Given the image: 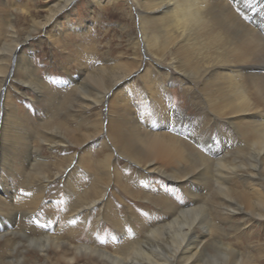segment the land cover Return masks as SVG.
<instances>
[{
	"label": "bare ground",
	"instance_id": "obj_1",
	"mask_svg": "<svg viewBox=\"0 0 264 264\" xmlns=\"http://www.w3.org/2000/svg\"><path fill=\"white\" fill-rule=\"evenodd\" d=\"M75 1L64 0L55 11L52 7L48 22ZM124 1L139 10L138 33L129 39L132 63L116 62L109 51L93 66L83 62L90 56L72 58L78 67L72 80L80 83L64 97L66 105L57 111L60 115L40 124L55 134L38 132L33 143L28 129L19 128L24 123L14 121L10 129L5 128V116L11 117L16 110L11 91L6 90L4 99H10L0 105V117L4 116L0 124V264H77L81 260L87 264H264V233L259 229L264 227V0ZM4 5L9 7L8 0ZM18 5L13 1L6 10L0 35L13 32V18L16 21L32 7L28 2ZM23 47L16 45L12 58ZM143 61L148 67L137 77L148 96L141 101L135 100L134 84H129V95L127 88L118 89ZM10 63L0 53L1 93L8 81L17 94L26 95L22 88H32L37 97H54L48 92L50 83L36 77L27 57L24 79L14 81L18 84L12 81L15 73H10ZM134 63L138 67L133 68ZM173 77L188 89L189 103L197 110L194 115L168 102L171 90L167 86ZM104 100L111 112L106 129H101L98 119L89 125V133L84 132L89 122L86 113ZM184 100L180 99L182 106ZM69 120H76L78 127L69 126ZM67 131L70 139L65 137ZM101 131L128 159L124 168L132 169L131 175L124 179L114 153L103 142L102 158L88 161V167L95 169L94 182L80 191V182H72L73 199L62 216L65 232L55 234L56 226L49 217L38 218L39 203L27 193L35 185L23 190L28 194L23 199L22 191L9 182L2 169L10 167L11 158L1 151L23 140V164L36 168H30L29 182L44 184L60 176L65 166L61 169L58 162L40 160L41 143L53 150L71 142L79 146ZM7 133L10 138L1 139ZM61 136L64 139H56ZM238 154L243 156L241 161ZM111 185L115 190L107 195ZM171 187H178L185 199L169 195ZM22 209L25 212L20 213ZM93 209L95 226L85 240L78 222L70 221L82 218L80 213L88 217ZM24 215L40 226L24 223ZM107 221L111 229L103 227ZM28 254L38 258L31 260Z\"/></svg>",
	"mask_w": 264,
	"mask_h": 264
},
{
	"label": "rangeland",
	"instance_id": "obj_2",
	"mask_svg": "<svg viewBox=\"0 0 264 264\" xmlns=\"http://www.w3.org/2000/svg\"><path fill=\"white\" fill-rule=\"evenodd\" d=\"M6 1L7 0H0V22L7 16L6 10L11 7L13 1L18 2L19 5H24V3L28 2V4L32 6L27 13H20L16 21L13 18L16 28L13 32H6L9 34L8 36L0 35V53L11 59V63L9 64V66H11L10 73H15V77H13L12 81H18V78L24 79L22 73H26V70L23 68L26 64L23 66V63L27 57L33 63L32 66L36 68L34 73L37 75L36 77L42 76L41 78L46 84L49 82L52 86L49 85L52 90L48 92L52 91L54 95V99L51 97L52 94H50L49 97H37V94L32 88H22L26 95L17 94L13 88V84L11 86V83L8 81L3 84L2 88L5 90L4 94L0 92L1 107L4 105V100L10 99L8 97L4 99L7 93L6 90L11 91V98L16 106L15 113L10 115L11 117L5 116L7 118L5 128L10 129L14 121L24 123L23 125H19V128L25 131L28 129L29 138L35 143L38 132L41 134L43 130L52 132L43 126L41 127L40 124L50 117H58V115H60L57 111L58 107L63 108L64 105H66V103L63 102L64 97L80 83L73 82L72 80L73 75L76 76L78 71L77 62L73 61L72 58L77 57L80 59L82 55L90 56L91 58L89 57V59H86L87 61L83 58V62L87 64V66H93L96 60L105 57L110 52L111 57L115 61L117 60L116 62L128 61L132 63V57H134V55L129 45V39L131 36H136L138 33L137 24L139 10L138 8L134 9V7L127 4L124 0H119L116 4L99 3L97 0H76L72 3L70 8L63 10V12L60 11L61 13L55 19H51L48 22L52 15L51 8L53 7V11H55L54 8L60 6L64 0H8V4H10L9 7L4 5ZM9 12L13 14L12 11ZM38 22H41V25L37 28ZM43 24H45V26H43ZM21 44H23L24 47L22 49H19L20 47L17 48V52L14 55L15 58H12L16 50L15 46ZM93 48H95L94 57L92 56ZM71 61L73 65L69 64ZM138 66L134 63L133 68H138L135 69L136 71L134 70L135 72L131 74L129 80L118 90L127 88L129 95V84H134L135 90L138 92L135 100L141 98L140 100L143 101L145 96H148V92H145L144 82L140 81L138 77L143 73V70L145 71L148 67V63L143 61ZM70 79L72 83H70ZM84 81L85 78L81 79V82ZM14 83L18 84L17 82ZM92 85L95 84L92 83ZM167 87L169 91L171 90L167 97L170 104L182 108L183 111H190L191 115L196 113L197 110L189 103V95L185 93L188 92V89H183L184 86L182 83L177 82V79L173 77L172 82H169ZM109 90L110 89L107 91ZM181 98L185 99V106H182V101H180ZM109 110L108 103L104 100L102 105L95 106L88 111L86 117L89 122L85 124L87 128L84 132H88V130H90L89 125L95 123L98 119L101 121V129H106V121L111 114ZM3 117L4 116L0 117V124ZM3 122L5 123V120H3ZM66 123L69 126L76 125V127H78V122H76V120L75 122L69 120ZM25 126H27V128H24ZM82 128L84 129V127ZM69 133L70 131L65 133L67 139L71 138ZM3 138L9 139L10 136H8L7 133L5 136L1 137V139ZM62 138L61 136V138L57 137L56 139ZM103 142H105V144L107 143L109 149L114 153L113 157L118 161V166L124 174V179L127 180L132 170L124 168L128 159L120 154L117 149L113 148L105 132L101 133L96 138L91 137L87 139L79 146L71 142L64 146H57L55 150L50 149L48 143L40 142L42 144L41 156L43 155L44 158L40 160L58 162L61 169L65 166L60 176L57 175L52 177L48 182H45L46 184L41 183L42 181H37L33 184L29 182L28 174L31 171L30 168L33 170H36V168H34L33 165L25 167L23 164L26 151V143L23 142V140H21L20 144H11L8 148L2 149L1 153L7 158H11L10 167H4L2 170L4 173H8L9 182L22 191L19 197L23 199L28 197V194L24 193L23 190H29L30 188H28V186L33 187V185H35L36 189L33 192L32 189H30L31 193H27L31 194L39 203L36 212L38 218L40 220H46L47 217H49L51 223L56 226L54 230L55 234H63L65 232L64 226L66 223L62 216L64 215L63 211L65 205L73 199L71 198L73 196V189H71V185H73L72 182H80L81 186H79L77 190L86 189L92 185L90 183H93L95 180V169L88 167V161L92 158L94 160L102 158V156L99 155L102 153L101 151L105 149V144L102 145ZM12 152L13 154H11ZM236 156L238 161H241L243 158L240 154ZM70 158L72 160L68 162ZM171 189L172 190L168 193L169 195L185 199V195L178 187H171ZM111 190H115V187L112 185L108 189L107 195L111 194ZM120 197L123 199L126 198L123 193H120ZM115 202L116 204L118 203L117 201ZM118 205L120 208H123L122 203L119 202ZM21 212H25L24 209H22L20 213ZM95 212V209H93L88 217L85 214L83 217V213H80L82 218L70 221V223L73 222V225L78 222V229L81 231L80 236L85 240L88 238L86 237L87 234L91 233L95 226ZM19 216L20 215H18V217ZM23 220H25L24 223L33 224L36 227L40 226L39 222L33 223L32 219H28V215H26ZM256 226H258V224ZM103 227L111 229L108 221L104 223ZM259 229L261 231L263 230V232L260 233H264V227H259ZM81 237L80 240L82 239ZM112 237L111 232H109L108 238L111 239ZM230 240L234 241L232 237ZM107 242L109 241L107 240ZM243 242H245L243 243L244 245H248V242ZM28 256L31 260H36L38 258L37 255L33 254H28ZM85 261L86 260L78 261L77 264H87ZM262 262L264 263V258Z\"/></svg>",
	"mask_w": 264,
	"mask_h": 264
}]
</instances>
